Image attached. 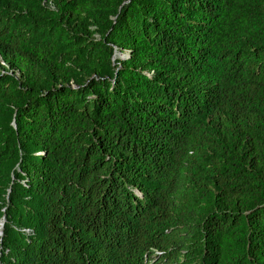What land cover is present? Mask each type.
<instances>
[{
	"label": "trees",
	"instance_id": "16d2710c",
	"mask_svg": "<svg viewBox=\"0 0 264 264\" xmlns=\"http://www.w3.org/2000/svg\"><path fill=\"white\" fill-rule=\"evenodd\" d=\"M0 59V264H264V0H0Z\"/></svg>",
	"mask_w": 264,
	"mask_h": 264
},
{
	"label": "rangeland",
	"instance_id": "374dc122",
	"mask_svg": "<svg viewBox=\"0 0 264 264\" xmlns=\"http://www.w3.org/2000/svg\"><path fill=\"white\" fill-rule=\"evenodd\" d=\"M0 62H1V59H0ZM3 209V208H2ZM3 223H4V215L1 217V220H0V236L2 235V227H3Z\"/></svg>",
	"mask_w": 264,
	"mask_h": 264
}]
</instances>
